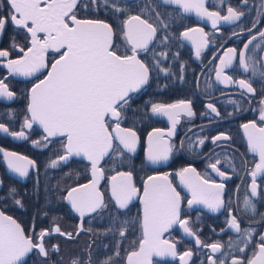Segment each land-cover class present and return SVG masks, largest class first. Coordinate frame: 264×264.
Here are the masks:
<instances>
[{
    "label": "flooded vegetation",
    "instance_id": "obj_1",
    "mask_svg": "<svg viewBox=\"0 0 264 264\" xmlns=\"http://www.w3.org/2000/svg\"><path fill=\"white\" fill-rule=\"evenodd\" d=\"M135 2L137 12L129 16L141 15L149 23L157 27V36L149 45L157 53L166 52L167 59L161 57L159 67L170 68L169 73L157 72L150 65V78L148 83L139 91L130 94L128 103L121 109L120 125L133 129L138 137L139 144L136 152L131 154L124 150L123 155L118 154L120 164L129 169L124 172H132V181L137 189L138 195L129 204L127 209H119L111 195V177L121 171H111L110 166L116 167L115 162L102 163L104 177L100 184L101 193L104 196L106 207L98 209L95 213L86 214L83 219L77 214L66 201L67 190L87 183L91 180L90 165L85 161L72 158L62 161L55 167L51 162L63 155L62 145L64 138H52L45 141V133L33 126L25 128V135L11 137L0 130V147L11 152L26 156L35 162L29 167V173L21 177L18 173L9 172L0 155V211L14 218L22 227L26 236H31L33 242L42 229H54L59 226L62 233H72V238L61 233L51 231L44 237L47 256H43L37 249H33L25 259L26 264H72L75 260H87L89 255L93 264L112 257L110 264H127V256L130 252L139 248V242L143 237V189L150 176H160L169 173L168 179L172 186L181 196V219L187 218L189 228L196 236L183 235L178 226L164 234L162 239L175 244L176 255L173 259H153L152 264H184L180 256L185 251H191V258H185L187 264H203L210 254V249L205 244L219 242L222 252H231L233 257L247 259L252 257V247L238 253L237 248H244L243 243L237 244L239 233L231 229L227 223L232 216H237L241 229L251 226L255 229L252 244L259 241V233L264 232V191H260L253 198L255 212L244 209L243 200L246 188H250V170L259 163V154L252 152L248 143V136L243 125L250 121H256L257 126L264 127L261 122V109L264 108V80L259 74L252 77L251 71L244 73L234 59L233 69L227 70V74L233 76L234 80L245 79L252 83L256 89L255 94H247L246 90L238 85H224L215 78L214 69L219 66V57H224L229 48H236L239 52L243 43L251 39L247 29L251 28L254 21H259L257 28L253 29V35L257 36L253 44L261 43L258 35L259 30H264V0H248L247 6L241 4V0H206L209 11H220L226 15L229 4L245 15L235 22L221 21L213 28L211 20L207 17L198 16L195 11L185 13L180 5L164 4L161 0H124ZM123 3L122 0L120 4ZM161 14V19L168 25V41L164 45L159 44L161 31L158 27L156 17L152 8ZM94 3L92 0H79L74 12L77 18L91 19L94 15ZM147 9L141 14V9ZM10 13L7 0H0V16H8ZM107 16L106 14L100 17ZM128 16V17H129ZM128 17L125 19L127 20ZM103 20V19H102ZM124 20V21H125ZM106 21V20H105ZM31 26V23L30 25ZM113 27V26H112ZM189 28H202L207 34L209 44L201 49L199 56L196 55V47L200 40V34L190 33L185 37L183 33ZM114 29V28H113ZM233 32L240 33L232 36ZM175 35L176 42L170 38ZM41 39L44 34H39ZM31 36L21 26H15L9 22L2 33H0V50H7L9 56L0 58V78L8 85L10 91L16 95L8 101L0 100V123L11 132L21 131V125L25 116H29L27 107L29 104L30 88L39 80H42L52 63L59 57L55 51H49L47 55V67L36 73L31 79L23 80L10 74L3 64L8 59L20 58L30 47ZM123 47L119 55H129L130 46L123 39ZM249 50L245 52V58L252 56L258 60L264 56V51ZM23 49V52H21ZM63 51V50H61ZM152 52L149 51L148 56ZM140 58L148 60L141 55ZM191 101L192 117L181 113L174 134L169 137L168 130L172 122L166 115L156 116L151 111L153 104H176L179 101ZM211 103L218 110L219 115L211 112L207 105ZM146 113L143 119L141 114ZM148 115V117H147ZM134 117L135 127L129 126L127 120ZM114 123L111 124L112 128ZM160 129L172 146L169 160L150 166L147 163V137L153 130ZM224 134L226 139L213 141L211 138ZM64 139V142H63ZM203 139V145L197 143ZM40 141V143H34ZM183 142V145H182ZM117 142L114 143V148ZM191 145V146H190ZM122 147V146H121ZM109 157V156H108ZM220 160L217 167L220 171L227 173L221 177L211 163ZM194 167L197 173L205 180L213 184H223L222 199L224 205L213 211L203 203H193L190 207L187 203L192 199L191 190L181 183L178 172L183 167ZM120 167V166H118ZM264 174H258L257 184L264 188ZM239 188L237 192L236 189ZM10 189H15L14 193ZM231 198V199H230ZM20 203H16V201ZM239 204V210L237 205ZM242 217V218H241ZM135 221L123 225L119 221ZM257 221H260L257 223ZM82 225V229H81ZM90 229V231H89ZM124 230L121 237L119 230ZM77 232L79 234H77ZM199 237L201 244L195 243ZM232 247L229 248V241ZM58 245L59 251H54L52 246ZM119 251V256L115 255ZM217 257L220 254H216Z\"/></svg>",
    "mask_w": 264,
    "mask_h": 264
},
{
    "label": "snow or ice",
    "instance_id": "obj_2",
    "mask_svg": "<svg viewBox=\"0 0 264 264\" xmlns=\"http://www.w3.org/2000/svg\"><path fill=\"white\" fill-rule=\"evenodd\" d=\"M92 2L95 3L96 0ZM102 2L117 13L130 11L127 7L118 6L120 0H111V2L102 0ZM148 2L151 3V0ZM8 3L10 13L8 16H0V33L11 22L15 26H22L31 34V47L27 49V52L20 58L7 60L6 67L9 73L28 77L41 72L47 67L46 54L49 49L55 50L59 54V59L51 65V71L48 72L47 77L32 86L27 107L30 116H25L21 131L9 133V129L2 123H0V129L12 136L23 137L25 128L31 129L34 123H38L46 133L43 137L45 141L51 137L65 138L66 142L62 145L64 155L51 162L53 167L72 156H84L91 162V181L67 190L66 197L71 207L83 219L86 214L95 213L98 209L106 207L103 193L98 189L99 181L104 176V169L98 167L100 161L109 155L110 151L119 155H123L125 149L129 153L136 152L138 137L131 129L121 128V109L128 103L129 93L141 89L148 83L150 65L157 72H170V68L159 67L160 58L167 59V53H157L154 49H150L149 45L157 36V27L149 23L147 19H141V15L129 16L122 22L119 31L130 45L131 55H117V51L114 50L112 25L99 19H77L74 9L77 7L78 0H8ZM161 3L180 5L185 13L195 11L198 16L210 19L213 28H216L221 21L235 22L245 15L243 11H238L231 4L226 8V15H221L220 11H209L206 0H161ZM241 4L247 6L248 0H241ZM146 10V8L141 9V14ZM152 12L161 31L159 44L164 45L169 39L166 34L168 25L161 19V14L155 10V6ZM30 23L31 26H29ZM258 23L259 21H254L251 28L246 30L251 39L243 43L242 49L238 52L236 48H229L224 57H219V66L214 69L217 81L224 85H238L239 88L246 90L247 94L256 92L252 83L245 79L234 80L233 76L227 74V70H235L233 69L235 59L244 73L251 71L253 78L259 74L264 80V56H260L258 60L253 59L252 56L245 58V52L249 50L250 45L253 46L251 49L253 53L257 49L264 51L259 43L253 44L257 36L252 33ZM190 33L200 34L196 47V55L199 56L201 49L209 44L207 34L202 28H189L183 35L188 37ZM38 34H44V38L41 39ZM231 35L238 36L240 33L233 32ZM258 35L261 43H264V30H259ZM149 51L152 52L151 56H148ZM141 55L145 56L147 63L139 58ZM8 56L7 50H0V58ZM261 91L264 92V89ZM15 95L4 83V79L0 78V97L11 100ZM207 108L219 115L213 104L209 103ZM151 111L166 115L172 122V127L167 133L169 137L174 134L181 113L188 117L194 115L191 101L183 100L176 104H153ZM260 119L264 123V108L261 109ZM112 123L115 125L114 129L109 131ZM243 128L248 136L250 150L258 153L260 160L250 170L251 185L250 188H246L243 200L244 209L255 212L253 198L257 197L260 191H264V188L256 182L258 174H264V127L257 126L256 121L253 120L244 124ZM154 131L157 134L155 142L151 134L148 136L147 160L152 164H158L169 160L173 149L167 140L161 138L164 135L162 130ZM114 139L117 141L115 148L113 147ZM211 139L219 141L226 137L221 133ZM204 142L203 139L197 141L200 145ZM34 143H40V141H34ZM4 158L7 160L8 167L21 177L27 176L29 167L35 164L33 160L15 152L4 151ZM218 164L220 160L217 159L209 167L221 177L226 176L227 173L220 171ZM117 175L121 177L119 182H117V176L111 177L112 197L118 210L127 209L138 195L139 189L133 184L131 171L119 172ZM169 175V173H163L160 176H150L148 181L152 183L146 182L144 185L143 237L139 242V250L132 251L127 256L128 264H151L150 257L153 253L161 256L166 254L175 256V244L161 239L163 233L174 225H179L190 236H196V233L188 226V219L180 218L181 196L172 186L168 179ZM178 175L181 183L192 192V199L187 201L189 207L193 203H203L213 211H218L224 205L223 184H213L210 180L203 179L196 169L190 166L181 168ZM2 183L0 181V185ZM236 191L238 192L239 188ZM10 192L14 193L15 189H10ZM16 203L19 204L20 201L17 200ZM237 208L239 210V204ZM261 221H264V215H261ZM119 222L123 225L135 223L128 220ZM227 223L231 229L240 234L237 244H244V248H237L238 253H243L251 245L252 257L247 259L233 257L231 252H222V245L216 242L204 245L210 249V254L203 264H264V232L259 233V241L252 244L254 228L249 226L241 229L237 216H232ZM51 231L72 238V233H62L60 227L56 226L54 229H42L34 243L32 237L26 236L21 226L11 216L0 211V264H26L24 258L33 249L47 256L44 237ZM119 234L123 237L124 230H119ZM195 243L201 244L199 237H196ZM231 247L230 240L229 248ZM52 248L54 251H59L58 245H53ZM218 253L219 257L216 256ZM115 255L119 256L118 250ZM192 255L191 251H185L180 259L187 264L185 258H191ZM111 260L112 257H108L100 261V264H110ZM72 264H93V262L89 255L87 260L74 259Z\"/></svg>",
    "mask_w": 264,
    "mask_h": 264
},
{
    "label": "trees",
    "instance_id": "obj_3",
    "mask_svg": "<svg viewBox=\"0 0 264 264\" xmlns=\"http://www.w3.org/2000/svg\"><path fill=\"white\" fill-rule=\"evenodd\" d=\"M111 2V0H110ZM121 2V0H120ZM123 3H119V7H127L128 9H130V11L127 12H123V13H117L113 10H110L108 7H106L102 0H96V2L94 3V15L91 16V19H103L106 20L107 22H109L115 31V42H114V50L117 51V53H119V50L123 47V43H122V33L119 31L120 26L122 25V22L133 12H137L138 8L135 9V2H127L122 0ZM106 14L107 16H103L100 17V15ZM171 42H176L175 39V35H172L170 38ZM122 54V53H119ZM140 117H142L143 119L146 117V113H143L140 115ZM148 117V115H147ZM127 123L129 126L135 127L136 121L134 120V117L132 116L131 118H129L127 120ZM64 142V139H63ZM108 162H115L116 167H114L113 165L110 166V170L111 171H127L129 168L124 166L123 164H120V159L118 158V154L115 153L114 151L111 152V154L109 155V157L107 158V163ZM120 166V167H118ZM130 170V169H129Z\"/></svg>",
    "mask_w": 264,
    "mask_h": 264
},
{
    "label": "water",
    "instance_id": "obj_4",
    "mask_svg": "<svg viewBox=\"0 0 264 264\" xmlns=\"http://www.w3.org/2000/svg\"><path fill=\"white\" fill-rule=\"evenodd\" d=\"M8 1V0H7ZM79 1V0H78ZM134 16V15H133ZM77 19H81V18H77ZM142 19V18H141ZM82 20H97V19H82ZM99 20H102V19H99ZM103 21H105V20H103ZM106 23H109V22H107V21H105ZM110 24V23H109ZM22 27V26H21ZM114 30V29H113ZM30 34V33H29ZM39 35V34H38ZM30 36H31V34H30ZM115 42V31H114V38H113V43ZM130 46V45H129ZM30 47H31V40H30ZM49 51H55V50H53V49H49L48 50V52ZM27 52V51H26ZM25 52V53H26ZM48 52H47V54H46V63H47V55H48ZM24 53V54H25ZM117 55H119L118 53H117ZM129 55H131V53L129 54ZM140 58V57H139ZM57 59H59V57L57 58ZM56 59V60H57ZM141 59V58H140ZM55 62V61H54ZM53 62V63H54ZM52 63V64H53ZM6 65H7V62H5L4 64H3V66L5 67V69L8 71V69H7V67H6ZM51 71V67L49 68V70L47 71V74H48V72H50ZM9 72V71H8ZM47 74H46V76L43 78V79H45L46 77H47ZM16 78H18V79H23V80H27V79H31L32 77H34V75H36V74H34L33 76H28V77H26V76H22V75H17V74H13ZM42 79V80H43ZM40 81V80H39ZM39 81L38 82H36V83H39ZM35 83V84H36ZM145 86V85H144ZM144 86H142V88L144 87ZM32 88V87H31ZM31 88H30V90H31ZM141 88V89H142ZM141 89H139V90H137V91H133V92H131V93H129V95L130 94H133V93H135V92H139ZM0 100L1 101H8V98H6V97H0ZM29 102H30V91H29ZM28 114H29V116H30V113L28 112ZM155 115L156 116H162L160 113H155ZM106 119H108V118H106ZM114 119V118H113ZM33 126H36L38 129H40V130H42L43 132H44V130H43V127L41 126V125H39L38 123H34L33 124ZM115 126V125H114ZM114 126L112 127V128H109V131H112L113 129H114ZM121 126V128H125V129H131V128H128V127H124V126H122V125H120ZM1 130V129H0ZM132 131H134L133 129H131ZM1 131H3V130H1ZM135 132V131H134ZM5 133V132H4ZM45 133V132H44ZM136 133V132H135ZM5 134H7V133H5ZM9 134V133H8ZM152 135L153 136V142H155V139H156V132L153 130L152 132H150L149 133V135ZM10 135V134H9ZM45 135H46V133H45ZM136 135H137V133H136ZM148 135V136H149ZM11 137H13V138H15V139H17V137L16 136H12V135H10ZM137 137H138V135H137ZM52 138H64V137H51V138H48V139H52ZM65 139V138H64ZM66 142V141H65ZM115 142H117L115 139L113 140V146H114V143ZM138 144H139V137H138V143H137V147H138ZM147 144H148V137H147ZM0 149H2V151H0V155L3 157V162H4V164H5V166L7 167V170L9 171V172H11L12 170L8 167V164H7V160L4 158V151H8V152H11V151H9V150H6L5 148H3V147H0ZM126 150V149H125ZM127 151V150H126ZM111 152L112 151H110L109 152V155L111 154ZM135 153V152H134ZM18 154V153H17ZM131 154H133V153H131ZM20 155V154H19ZM63 155H64V153H63ZM109 155H107V156H105L101 161H100V163H99V165H98V167H100V168H102L101 167V165H102V163L108 158V156ZM21 156V155H20ZM72 158H75V159H78V160H82V161H85L86 163H88L89 165H90V176H91V179H92V170H91V162L90 161H88L87 160V158L86 157H84V156H72V157H70L68 160H70V159H72ZM67 160V161H68ZM147 163L150 165V166H156V165H158V164H152V163H150L148 160H147ZM121 172H124V171H121ZM119 172H117V173H115L113 176H117V182H119L120 180H121V177H119L117 174H118ZM104 177V176H103ZM91 181V180H90ZM90 181H88L87 183H85V184H88ZM101 182H102V179L99 181V184H98V189H99V191L101 192V190H100V184H101ZM147 182L148 183H152L151 181H148L147 180ZM112 180H111V187H112ZM76 187H78V186H76ZM70 190V189H69ZM111 192V191H110ZM111 195H112V192H111ZM66 197H67V194H66ZM66 201H67V203L71 206V204H70V202L67 200V198H66ZM142 201H143V195H142ZM74 210V209H73ZM75 211V210H74ZM76 212V211H75ZM142 212H143V209H142ZM77 213V212H76ZM77 214H79V213H77ZM14 219V218H13ZM15 220V219H14ZM16 221V220H15ZM17 222V221H16ZM19 224V223H18ZM20 225V224H19ZM176 226H178L179 227V229H180V231H181V233L183 234V235H187V233L186 232H184V230H183V228H181L179 225H174L172 228H170L168 231H170L171 229H173V228H175ZM22 228V227H21ZM168 231H166V232H164L163 233V235H162V237H161V239L163 238V236H164V234L165 233H167ZM163 240H165V239H163ZM168 241V240H167ZM170 242V241H169ZM170 243H172V242H170ZM139 250V248L137 249V250H135V251H138ZM175 251H176V249H175ZM31 253V252H30ZM131 253V252H130ZM129 253V254H130ZM128 254V255H129ZM28 256V255H27ZM26 256V257H27ZM25 257V258H26ZM175 256H172V255H170V254H166V255H163V256H161V255H156L155 253H153L152 255H151V257H150V261H151V264H152V262H153V259H173ZM135 259V258H134ZM127 264H128V260H127Z\"/></svg>",
    "mask_w": 264,
    "mask_h": 264
}]
</instances>
